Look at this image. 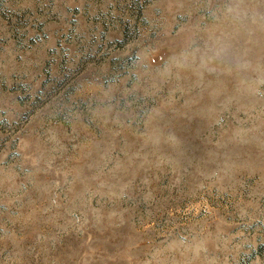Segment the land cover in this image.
<instances>
[{
	"label": "rangeland",
	"instance_id": "1",
	"mask_svg": "<svg viewBox=\"0 0 264 264\" xmlns=\"http://www.w3.org/2000/svg\"><path fill=\"white\" fill-rule=\"evenodd\" d=\"M0 264H264V0H0Z\"/></svg>",
	"mask_w": 264,
	"mask_h": 264
}]
</instances>
